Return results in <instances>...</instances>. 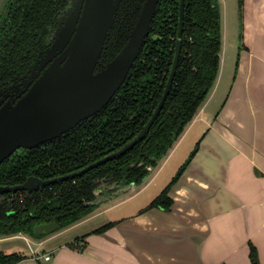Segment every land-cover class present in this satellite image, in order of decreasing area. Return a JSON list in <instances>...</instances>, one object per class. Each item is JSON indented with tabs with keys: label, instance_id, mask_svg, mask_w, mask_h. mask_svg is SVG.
Returning a JSON list of instances; mask_svg holds the SVG:
<instances>
[{
	"label": "trees",
	"instance_id": "16d2710c",
	"mask_svg": "<svg viewBox=\"0 0 264 264\" xmlns=\"http://www.w3.org/2000/svg\"><path fill=\"white\" fill-rule=\"evenodd\" d=\"M144 0H121L101 57L109 61L127 40ZM66 0H0V85L30 64L46 46L48 26ZM242 0H239V8ZM179 0H159L155 17L137 59L106 107L74 130L36 148L19 149L0 163V185L22 183L28 176H60L116 150L144 126L156 107L170 71L178 31ZM182 44L171 87L149 131L123 155L80 176L33 191L3 193L0 203V238L23 234L56 221L64 229L93 214L94 191L101 184L119 187L140 184L182 135L211 91L218 74L221 48V13L218 0H184ZM197 141L170 181L145 206L169 210L171 185L198 149ZM10 197V198H9ZM12 197V198H11ZM111 223L94 231L102 232ZM54 231V232H55ZM74 247V243H69ZM25 255L0 251V264H14ZM252 264H259L250 246Z\"/></svg>",
	"mask_w": 264,
	"mask_h": 264
},
{
	"label": "crops",
	"instance_id": "0c3cea01",
	"mask_svg": "<svg viewBox=\"0 0 264 264\" xmlns=\"http://www.w3.org/2000/svg\"><path fill=\"white\" fill-rule=\"evenodd\" d=\"M237 20L236 40L228 45L236 62L231 71L224 69L229 79L221 83L219 72L148 180L131 193L117 190L93 214L43 238L12 235L27 246L13 250L25 255L14 264H252L251 245L264 264V0H242ZM184 141L186 150L154 196L139 202L143 187ZM197 141V151L168 191L170 209H144ZM107 223L102 232L94 231Z\"/></svg>",
	"mask_w": 264,
	"mask_h": 264
},
{
	"label": "water",
	"instance_id": "95a60500",
	"mask_svg": "<svg viewBox=\"0 0 264 264\" xmlns=\"http://www.w3.org/2000/svg\"><path fill=\"white\" fill-rule=\"evenodd\" d=\"M121 0H78L70 2L64 25L52 33L54 41L45 49L41 63L49 62L27 93L15 104L0 107V163L18 148H34L59 137L80 121L101 110L112 98L137 59L156 14L159 0H144L124 45L103 68L93 72ZM219 6L220 2L218 1ZM221 13V10H220ZM184 0H179L178 31L174 55L163 93L143 128L127 143L75 171L48 179L28 176L22 183L0 185V194L33 191L53 183L80 176L104 162L117 158L133 147L149 131L171 87L182 44ZM58 52L60 55L52 59ZM164 158V157H163ZM162 158V159H163ZM156 167L140 184L128 183L118 191L131 193L145 183ZM100 189L94 193L97 195ZM98 198L94 203H98ZM99 206V205H98ZM58 228L56 221L34 226L33 235L47 236Z\"/></svg>",
	"mask_w": 264,
	"mask_h": 264
},
{
	"label": "rangeland",
	"instance_id": "374dc122",
	"mask_svg": "<svg viewBox=\"0 0 264 264\" xmlns=\"http://www.w3.org/2000/svg\"><path fill=\"white\" fill-rule=\"evenodd\" d=\"M221 1H222V8H221L222 19H221L220 54H222V57L220 58V62H219L218 74L220 72L221 83H226V81L229 79V76L224 74L225 73L224 69L228 68L229 71L233 69V64L236 55L234 49L230 48V46L228 45L229 43H233L236 40V38H234V34H235L236 23L238 22L237 18L239 16V0H221ZM225 31L227 33H225ZM223 37H224V41H222ZM187 145L188 144H186V141L181 142L179 148H177L176 150L177 153L175 152L176 154H174V156H169L166 159V161L163 162L162 166L155 174V176L152 178V180L148 184H146V186L143 187V189L139 193L138 195V197L140 198L138 199L139 202L142 201L143 199L150 198V196H154L152 195V193L156 192L155 190L157 188V184H159L161 180H163V178H165L168 175V172L173 168L179 156L183 154L184 150H186ZM162 160L160 161V163L162 162ZM29 238L33 240L37 239L33 237H29ZM20 248L27 249L26 241L22 239L20 236L18 237L8 236L0 240V249H6V250H10V252H13V250H19Z\"/></svg>",
	"mask_w": 264,
	"mask_h": 264
},
{
	"label": "flooded vegetation",
	"instance_id": "af4514ba",
	"mask_svg": "<svg viewBox=\"0 0 264 264\" xmlns=\"http://www.w3.org/2000/svg\"><path fill=\"white\" fill-rule=\"evenodd\" d=\"M71 1L76 3L78 0H66L64 8H62L58 12L55 20L51 23V25L48 26L49 33H48V41L46 42V46L43 47L41 50H38V53L36 54L35 58L33 59V61L30 64H28L27 66L23 67L18 74L13 75L11 80L7 81L3 85H0V107L3 106L6 103H10L12 105L15 104L22 96H24L27 93V91L29 90L31 85L41 75L43 70L48 66L49 62L42 64L41 60H43L45 58V49L48 48L50 46V44L54 41V38L51 37L52 33L55 30L60 29L64 25V22L72 14L71 11L74 9L75 5L71 6L70 10H68V13L65 11V9L70 5ZM117 12H118V9H117ZM103 49H104V46L102 48V51H103ZM102 51H101V54H102ZM101 54H100V57H99V63H97L95 65V68H94L93 72L99 71L108 62V61L104 60L101 57ZM59 55H60V53L56 52L53 55L52 59H54L56 56L58 57ZM108 102L97 113L101 112L106 107ZM97 113H95V114H97ZM95 114H93L92 116H94ZM92 116L88 117L87 119L91 118ZM84 120H86V119H84ZM79 123H77L76 126ZM75 127L72 128V129H69L68 131H66L64 133H62L59 137H61L62 135H65L66 133L74 130ZM41 144H43V143H41ZM34 148H36V147H34ZM19 149H24V148H18L17 150H19ZM29 149H32V148H29ZM149 168H153V167L149 166L148 169ZM113 186H109V185H106V184H101V186L98 188V189H100V192L96 195L97 197H99L98 198V203H97L98 205H99V203L102 200H107L109 197L116 195L117 190L122 187V186H119V187H115L114 188Z\"/></svg>",
	"mask_w": 264,
	"mask_h": 264
},
{
	"label": "built area",
	"instance_id": "2783aa9c",
	"mask_svg": "<svg viewBox=\"0 0 264 264\" xmlns=\"http://www.w3.org/2000/svg\"><path fill=\"white\" fill-rule=\"evenodd\" d=\"M11 193H15V192H11ZM10 198V197H9ZM12 198V197H11ZM2 200H3V196H2V194H0V203L2 202ZM32 253L34 254L35 252L34 251H32ZM44 259L45 260H49L50 259V255H44Z\"/></svg>",
	"mask_w": 264,
	"mask_h": 264
}]
</instances>
